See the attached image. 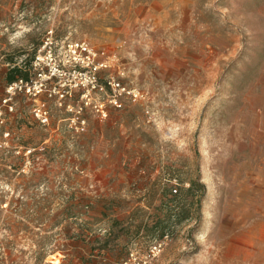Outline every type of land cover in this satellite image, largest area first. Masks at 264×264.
Segmentation results:
<instances>
[{"label": "rangeland", "instance_id": "374dc122", "mask_svg": "<svg viewBox=\"0 0 264 264\" xmlns=\"http://www.w3.org/2000/svg\"><path fill=\"white\" fill-rule=\"evenodd\" d=\"M0 264H264V0H0Z\"/></svg>", "mask_w": 264, "mask_h": 264}, {"label": "built area", "instance_id": "2783aa9c", "mask_svg": "<svg viewBox=\"0 0 264 264\" xmlns=\"http://www.w3.org/2000/svg\"><path fill=\"white\" fill-rule=\"evenodd\" d=\"M67 46H68V49L73 53L74 59L78 60L80 58L83 63H90L91 56L95 55V52L93 51V49L86 42H72V43H68ZM46 48H48V52L50 54L53 50V45L50 42H46L45 45L43 46V49H46ZM94 69H96V66H94ZM91 83L94 85L96 84V78L94 75L91 80ZM108 84L110 85L113 91L111 100L117 106H121V103L118 101V95L126 93L130 97H132L134 100L139 97V92L136 88H125L124 86H121V84L118 81H116L114 78L110 79L108 81ZM162 248H163L162 242L155 241L150 245L148 252L146 253V256L151 257V256L158 255L161 252Z\"/></svg>", "mask_w": 264, "mask_h": 264}, {"label": "trees", "instance_id": "16d2710c", "mask_svg": "<svg viewBox=\"0 0 264 264\" xmlns=\"http://www.w3.org/2000/svg\"><path fill=\"white\" fill-rule=\"evenodd\" d=\"M18 73V76H16L15 74ZM21 70L17 67H14L11 69L9 76L7 78V82H13L14 80H17L18 78H25L27 79V76H22L21 74Z\"/></svg>", "mask_w": 264, "mask_h": 264}]
</instances>
